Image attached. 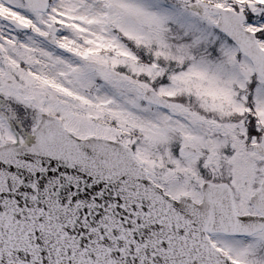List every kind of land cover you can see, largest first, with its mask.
I'll use <instances>...</instances> for the list:
<instances>
[{
	"label": "snow or ice",
	"instance_id": "6c2138e0",
	"mask_svg": "<svg viewBox=\"0 0 264 264\" xmlns=\"http://www.w3.org/2000/svg\"><path fill=\"white\" fill-rule=\"evenodd\" d=\"M0 264H264V0H0Z\"/></svg>",
	"mask_w": 264,
	"mask_h": 264
}]
</instances>
